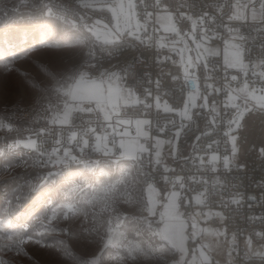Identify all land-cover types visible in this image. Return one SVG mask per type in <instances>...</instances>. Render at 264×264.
I'll use <instances>...</instances> for the list:
<instances>
[{"label":"snow or ice","instance_id":"6c2138e0","mask_svg":"<svg viewBox=\"0 0 264 264\" xmlns=\"http://www.w3.org/2000/svg\"><path fill=\"white\" fill-rule=\"evenodd\" d=\"M0 26V264H264V0H0Z\"/></svg>","mask_w":264,"mask_h":264},{"label":"rangeland","instance_id":"374dc122","mask_svg":"<svg viewBox=\"0 0 264 264\" xmlns=\"http://www.w3.org/2000/svg\"><path fill=\"white\" fill-rule=\"evenodd\" d=\"M23 27H26V25L10 28L9 32L10 34L14 33L15 30L18 31ZM4 31L5 29H0V38L3 37ZM41 55H43V53H41ZM18 67L30 72L34 71V69H32V67L27 63H19ZM22 94V81L17 74L14 72L11 75L5 76L3 72H0V110H2L1 108L5 104L6 100L11 103ZM48 243H51V241H48ZM27 251L33 256L34 260L39 261V264H49V261L52 259L51 252L39 245H28ZM20 264H30V261L25 257H21Z\"/></svg>","mask_w":264,"mask_h":264},{"label":"built area","instance_id":"2783aa9c","mask_svg":"<svg viewBox=\"0 0 264 264\" xmlns=\"http://www.w3.org/2000/svg\"><path fill=\"white\" fill-rule=\"evenodd\" d=\"M0 29H4L3 26H0ZM4 106V105H3ZM3 106L1 109H3ZM259 177V173L257 172V178ZM0 179H4L3 176H0ZM259 210H257V213H258Z\"/></svg>","mask_w":264,"mask_h":264},{"label":"trees","instance_id":"16d2710c","mask_svg":"<svg viewBox=\"0 0 264 264\" xmlns=\"http://www.w3.org/2000/svg\"><path fill=\"white\" fill-rule=\"evenodd\" d=\"M18 31H19V30H18ZM18 31H17V30H15V31H14V33H11V34H16ZM15 32H16V33H15ZM17 35H18V33H17Z\"/></svg>","mask_w":264,"mask_h":264}]
</instances>
